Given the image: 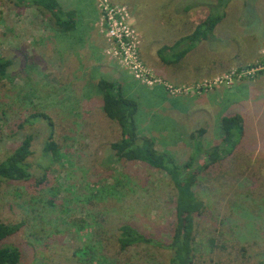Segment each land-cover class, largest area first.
I'll list each match as a JSON object with an SVG mask.
<instances>
[{
    "label": "rangeland",
    "instance_id": "1",
    "mask_svg": "<svg viewBox=\"0 0 264 264\" xmlns=\"http://www.w3.org/2000/svg\"><path fill=\"white\" fill-rule=\"evenodd\" d=\"M60 1L77 12V26L67 33L36 8L0 0V56L13 60L0 80V161L33 136L30 179L0 180V221L23 223L2 245L20 249L19 264H169L176 190L165 171L116 158L111 143L122 133L103 111L97 84L103 77L137 101L141 135L180 165L199 142L192 132L205 128L203 148L211 150L223 142L221 119L243 116L237 146L198 175L194 190L204 209L195 215L193 264L264 260V0H249L246 8L247 0H228L216 28L186 55L192 68H220L196 82L161 76L144 56L161 60L164 45L192 33L208 14L194 6L200 0H108L130 11L150 82L115 57L121 49L107 36L102 0ZM44 113L52 126L35 117ZM51 133L57 160L44 152ZM197 155L193 167L208 158ZM123 223L162 245L122 250ZM89 240L98 246L92 262L78 251Z\"/></svg>",
    "mask_w": 264,
    "mask_h": 264
},
{
    "label": "trees",
    "instance_id": "2",
    "mask_svg": "<svg viewBox=\"0 0 264 264\" xmlns=\"http://www.w3.org/2000/svg\"><path fill=\"white\" fill-rule=\"evenodd\" d=\"M18 8H36L49 16L53 27L61 33L74 30L77 26V12L75 9H66L60 0H12ZM228 0H200L194 6L207 8L208 14L194 29V31L178 39L172 45H164L158 54L165 63L179 62L196 44L212 32L224 16L223 8ZM249 6V0L244 2V7ZM191 6L186 9L190 10ZM190 41L186 47L182 45ZM167 53L165 55L164 53ZM13 60L0 56V80L8 76L9 68ZM98 91L103 97V111L105 115L116 121L122 137L119 141L111 143V149L118 160L138 161L150 167L165 171L176 190V223L170 243L167 247L171 251L169 264H193L195 256V215L202 213L203 201L197 196L194 187L200 172L216 164L222 154H230L245 133L244 118L237 113L224 116L221 119L222 145L214 146L211 150H204L203 136L206 129L201 127L190 134L195 143L193 155L180 165L174 156L165 151L161 152L156 147L153 137L141 135L135 116L138 111V103L135 99L126 97L121 87L114 81L101 77L98 81ZM38 116V117H37ZM36 118L47 119L52 126L51 118L47 114L35 115ZM33 136L27 135L18 147L4 160L0 161L1 181H26L31 177V163L29 157L33 154ZM227 145L226 148L223 146ZM44 152L53 159L61 158L60 148L54 139L53 133L49 135ZM198 152L208 157L203 164L196 167L193 156ZM199 157V158H200ZM23 223L9 224L0 221V264H19L21 251L16 246H3L2 243L8 237L16 234ZM84 225L80 226L83 227ZM118 242L122 250L138 245H162L156 239L147 236L140 229L130 223H123L119 228ZM83 258L92 262L98 258V246L92 240L86 242L79 250ZM256 264H264L259 260Z\"/></svg>",
    "mask_w": 264,
    "mask_h": 264
},
{
    "label": "built area",
    "instance_id": "3",
    "mask_svg": "<svg viewBox=\"0 0 264 264\" xmlns=\"http://www.w3.org/2000/svg\"><path fill=\"white\" fill-rule=\"evenodd\" d=\"M102 23L107 36L114 46L121 50L114 55L122 61L127 68H131L135 75L152 81L151 72L145 67L138 54V33L131 22L130 11L126 5L112 4L108 0L100 2ZM116 44V45H115Z\"/></svg>",
    "mask_w": 264,
    "mask_h": 264
},
{
    "label": "crops",
    "instance_id": "4",
    "mask_svg": "<svg viewBox=\"0 0 264 264\" xmlns=\"http://www.w3.org/2000/svg\"><path fill=\"white\" fill-rule=\"evenodd\" d=\"M130 6H131V4H130ZM186 35H189V34H186ZM180 38L181 37L175 39V41L172 44H174ZM172 44H166V45H172ZM144 49H145L144 44L142 43V50H144ZM186 55L181 59L182 61L180 60L181 62L179 61L180 64H179V62L176 63V64H178V66H182L185 68H175V67L169 68V66L171 64L165 63L164 61H162V59L156 60V58L158 57L157 54L155 55L156 56L155 59L152 58L151 55L148 53L144 57L146 58V60H148V63H150V65L155 69V71L159 75H161V76H167L168 75V76L176 77L180 81H191L192 80V82L193 81L196 82V81L206 77L207 74L208 75L216 74L220 69V68H204L203 70H206V69L207 70L203 71L201 68H192L189 66L190 63L188 64V61L186 60L189 56L187 57ZM184 63H186L187 65L185 66Z\"/></svg>",
    "mask_w": 264,
    "mask_h": 264
}]
</instances>
